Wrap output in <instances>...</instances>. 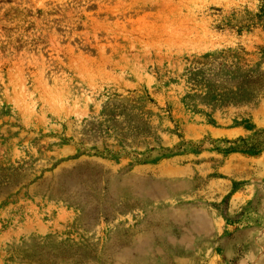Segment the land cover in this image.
I'll use <instances>...</instances> for the list:
<instances>
[{
	"label": "rangeland",
	"instance_id": "obj_1",
	"mask_svg": "<svg viewBox=\"0 0 264 264\" xmlns=\"http://www.w3.org/2000/svg\"><path fill=\"white\" fill-rule=\"evenodd\" d=\"M262 7L0 0V264H264Z\"/></svg>",
	"mask_w": 264,
	"mask_h": 264
},
{
	"label": "trees",
	"instance_id": "obj_2",
	"mask_svg": "<svg viewBox=\"0 0 264 264\" xmlns=\"http://www.w3.org/2000/svg\"><path fill=\"white\" fill-rule=\"evenodd\" d=\"M262 9L260 10V14L258 15V19L264 22V0H262ZM255 146L257 147L258 145H254L253 147L255 148ZM248 147L247 143H245L244 146H242V148Z\"/></svg>",
	"mask_w": 264,
	"mask_h": 264
}]
</instances>
